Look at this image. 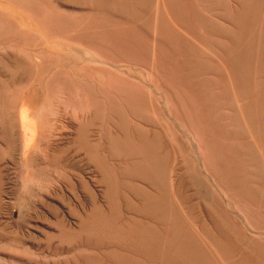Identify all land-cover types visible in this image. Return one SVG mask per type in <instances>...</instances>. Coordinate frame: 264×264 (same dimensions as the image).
Here are the masks:
<instances>
[{"label":"rangeland","instance_id":"obj_1","mask_svg":"<svg viewBox=\"0 0 264 264\" xmlns=\"http://www.w3.org/2000/svg\"><path fill=\"white\" fill-rule=\"evenodd\" d=\"M262 117L264 0H0V264H264Z\"/></svg>","mask_w":264,"mask_h":264},{"label":"bare ground","instance_id":"obj_2","mask_svg":"<svg viewBox=\"0 0 264 264\" xmlns=\"http://www.w3.org/2000/svg\"><path fill=\"white\" fill-rule=\"evenodd\" d=\"M118 4H119V2H118ZM110 5H111V4H110ZM145 5H146V4H145ZM120 6H121V5H120ZM113 8H114V7H113ZM129 10H130V9H129ZM142 11H143V9H142ZM132 19H133V18H132ZM256 45H258V44H256ZM242 54H244V53L242 52ZM239 55H240V53H238V56H239ZM236 56H237V55H236ZM241 56H242V55H241ZM244 56H245V55H244ZM234 58H236V57H234ZM242 58H243V57H242ZM242 58H241V59H242ZM244 60H245V59H244ZM234 61H235V60H234ZM105 62H106V61H105ZM235 62H236V61H235ZM235 62H234V63H235ZM108 64H109V63H108ZM245 64H246V62H245ZM233 65H234V64H233ZM240 66H241V65H240ZM245 67H246V66H245ZM245 67H244V68H245ZM240 70H241V68H240ZM244 70H245V69H244ZM244 70H243L242 72H244ZM237 71H238V70H237ZM247 73H248V72H247ZM239 74H240V73H239ZM241 74H242V73H241ZM243 75H244V74H243ZM245 76H246V75H245ZM245 78H247V77H245ZM248 108H249V107H248ZM253 108H254V107H253ZM245 109H246V108H245ZM246 110H247V109H246ZM253 110H254V109H253ZM251 111H252V110H251ZM243 112L245 113V110H244ZM243 112H242V113H243ZM253 112H254V111H253ZM247 113H248V112H247ZM250 114H251V113H250ZM250 114H249V115H250ZM255 114H259V112H258V113H255ZM242 115H243V114H242ZM238 116H240V118H241V117H242V116H241V113H240ZM251 116H254V114H253V115L251 114ZM256 116H257V115H256ZM236 117H237V116H236ZM257 117H258V116H257ZM259 117H260V116H259ZM249 118H250V120H252L251 117H249ZM249 118H248V119H249ZM262 118H263V117H262ZM257 119H258V118H257ZM263 119H264V118H263ZM244 120H245V118H244ZM238 121H239V120H238ZM239 122L241 123V120H240ZM243 122H244V121H243ZM248 122H249V120H248ZM248 122H247V123H248ZM245 123H246V122H245ZM259 125H260V124H259ZM242 127H244V124L242 125ZM254 128H255V127H254ZM255 130H256V128H255ZM257 130H258V129H257ZM257 130H256V131H257ZM259 130H260V129H259ZM259 132H260V131H259ZM262 132H263V131H262ZM260 134H261V133H260ZM255 135H256V134H255ZM258 135H259V134H258ZM257 138H258V137H257ZM154 142H155V141H154ZM192 143H193V142H192ZM156 146H157V145H156ZM157 147H158V146H157ZM152 150H153V149H152ZM154 150H155V149H154ZM154 150H153V151H154ZM153 151H152V153H153ZM150 166H151V165H150ZM157 168H158V167H157ZM259 185H260V184H259ZM153 205H154V204H153ZM158 205H159V204H158ZM156 208H157V207H156ZM159 209H160V208H159ZM223 230H224V229H223ZM33 234H34V233H33ZM238 252H239V251H238ZM256 252H257V251H256ZM236 254H237V253H236ZM257 256H258V255H257ZM258 258H260V257H258ZM246 259H247V258H246ZM249 259H250V258H249Z\"/></svg>","mask_w":264,"mask_h":264}]
</instances>
